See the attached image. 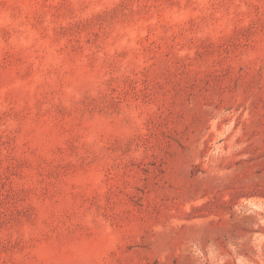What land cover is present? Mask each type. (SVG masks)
<instances>
[{
  "label": "rangeland",
  "instance_id": "obj_1",
  "mask_svg": "<svg viewBox=\"0 0 264 264\" xmlns=\"http://www.w3.org/2000/svg\"><path fill=\"white\" fill-rule=\"evenodd\" d=\"M0 264H264V0H0Z\"/></svg>",
  "mask_w": 264,
  "mask_h": 264
}]
</instances>
